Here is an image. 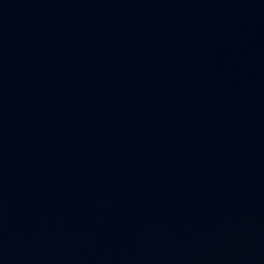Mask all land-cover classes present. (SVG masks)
<instances>
[{"label":"water","instance_id":"obj_1","mask_svg":"<svg viewBox=\"0 0 264 264\" xmlns=\"http://www.w3.org/2000/svg\"><path fill=\"white\" fill-rule=\"evenodd\" d=\"M0 264H264V0H0Z\"/></svg>","mask_w":264,"mask_h":264}]
</instances>
